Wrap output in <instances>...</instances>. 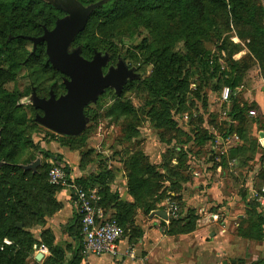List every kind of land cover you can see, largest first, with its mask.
Returning a JSON list of instances; mask_svg holds the SVG:
<instances>
[{
    "label": "rangeland",
    "instance_id": "1",
    "mask_svg": "<svg viewBox=\"0 0 264 264\" xmlns=\"http://www.w3.org/2000/svg\"><path fill=\"white\" fill-rule=\"evenodd\" d=\"M21 1L0 0V27L4 31L0 35V83L4 91L17 96L15 101L7 99L0 100V103L7 105V113L15 109L13 114L18 118L4 134L7 140L0 147V174L9 175L8 182L17 183L12 192L25 196L27 200V204L17 202L19 212L25 218L21 222L22 230L32 237V251L25 264H39L31 254L41 245H47L51 252L60 249L50 230H41L42 224H47L44 217L53 212L51 205H46L52 193L46 185L44 189L34 190L37 174L47 173L48 176L55 165H63L72 172L96 171L94 175L102 174L100 179L109 187L118 179L119 189L125 187L123 180L128 187L129 175L135 174L137 169L139 176L149 179V184L154 185V192L156 185L161 187L158 197L146 199L157 209L153 212L165 210L171 221L176 220L169 211V203L175 201L168 199L173 192L168 176L172 177L179 167L188 171L183 169L187 165L186 153L196 156L199 147L193 144L184 147V119L188 116V121L194 120V133L200 130L196 126L204 118L208 124L219 126V114L224 119L223 123L229 124L228 120L237 116L235 105L244 102L250 91L259 90L257 85H263L259 77L264 71V0H244L248 4V14L254 17L255 23L251 25L236 22L233 12L236 9L232 5L236 0H225V3L223 0H202V5L197 0H190V5L198 9L196 16H182L177 5L173 10L176 16L164 25L162 21L144 20L134 24L128 20L118 24L114 31L109 29L106 32L114 33L111 38L97 34V29L92 31L94 13L105 3L111 6L110 0H59L72 8L60 9L62 14L58 16L50 12L49 0H34L26 20L22 4L15 10L7 8ZM173 13L170 12V16L173 17ZM238 14L245 16L244 12ZM181 18L183 22L179 21ZM258 28L262 30L258 31ZM88 33L96 35L87 37ZM54 60L70 64L95 63L102 80H111L82 107V129L78 134H59L42 123L45 112L38 106V101L58 104L69 95L70 79L54 68ZM225 88L232 91L230 103H222L220 99ZM185 91L188 94L184 96ZM121 104L128 105L130 113L121 111ZM250 107L259 112L254 104L247 105V109ZM158 112L161 113L159 121L152 117ZM223 112L226 116L222 115ZM169 121L175 123V127H171ZM3 123V119L0 120V128ZM157 123L162 127L159 128ZM174 132L176 149H182L175 151V161L167 157L168 140ZM197 133L196 136L207 137L202 132ZM127 136L132 140L126 141ZM137 154L143 157L138 158V166L135 165ZM197 155L208 161L210 153L206 150V156L202 152ZM145 164L149 167H144ZM114 172L120 173V177L117 178ZM24 174L26 180L22 181ZM218 175L214 173L209 177L205 174L204 179L196 181L192 172H184V175L181 173V181L185 177L195 189L201 184L202 188L209 190L217 184ZM220 176H224L227 189L243 196V188L236 185L243 181L242 175L222 173ZM232 176L239 177L238 181L235 182ZM24 188H31V192L25 194ZM227 189L226 193L231 195ZM199 190H191L193 196H198ZM120 193L116 195L120 196ZM205 197L211 200L209 195ZM17 200L18 196L13 194L12 201ZM132 204L137 205L136 202ZM178 207L180 213L181 206ZM142 211L138 207L134 222L126 226L125 239H129L130 246L139 242L142 226L151 223L150 216L143 215ZM9 218V223L17 220L16 216L10 215ZM155 219L159 221L158 217ZM159 223V227L168 233L171 227L165 222ZM155 225L157 223L150 224ZM34 230L38 233L45 231L41 239L39 234H31ZM18 239L26 246L30 242L23 236H18ZM5 240L11 242L8 247L17 248L10 238H4L0 242L1 251L7 246ZM70 241L61 237L58 242L63 247H78L79 241ZM256 252L260 259L264 257L261 250ZM81 253L86 256L83 250ZM14 263L21 264L19 261Z\"/></svg>",
    "mask_w": 264,
    "mask_h": 264
},
{
    "label": "crops",
    "instance_id": "2",
    "mask_svg": "<svg viewBox=\"0 0 264 264\" xmlns=\"http://www.w3.org/2000/svg\"><path fill=\"white\" fill-rule=\"evenodd\" d=\"M259 79L263 85L259 87L257 85L259 90L256 89L246 94L244 101L246 104H254L258 107L259 112L254 108L251 109L246 115V123H241L239 120L231 118L228 120L229 124H224V119H221L223 117L219 114L221 123L215 127L208 124L204 118L196 126V128L200 129L197 132L207 135V137H202L200 135L196 136L198 133L193 132L195 127L193 124L194 120L190 119L191 121H188V116L184 119L186 120L183 125L186 139L184 147L187 144H193L194 147L199 146L196 150L197 154L202 152L205 155L206 150L210 153L207 161L202 155L196 154L195 156L187 152L188 158H185H187L186 169L188 171L185 172H192L196 181L204 179L205 174L209 177L214 173L219 174L216 176L217 184H214L209 190L202 188L203 185L201 184L199 185L200 187L195 189L191 182H183L181 183V189L178 192L173 191L168 198L174 199L175 203L181 206L180 213L174 215L176 220L187 216V212L195 210V216L197 217L196 230L189 234L173 235L169 234V229L168 233H166L164 229L159 227V221L165 222L171 227V216L169 213L165 210H160L167 214V218L164 219L154 215L153 213L155 212H151L149 220L152 224L157 223V225L150 226L151 223H147L142 226V235L137 245L130 246L129 239L124 237L120 244L118 257L97 258L87 257L82 254L83 258L80 264H264V257L260 259L259 254L256 255V250H261V253L264 254V225L261 223L257 224V218L249 213L253 204H256L255 194L260 189L263 177L262 171H264L263 73ZM252 111L255 112L253 116L250 114ZM257 113L259 114L257 115ZM222 115L226 116V113L223 112ZM224 128H227V130L223 131ZM125 140L129 141L132 138H125ZM176 143V134L174 132L172 137L169 138L167 145V157H171L173 161L177 160L175 151H182L180 147L176 149ZM59 147L62 149L61 146ZM241 160H243V163ZM232 163L236 164V168L230 167ZM253 166L256 167L253 168ZM243 168L245 169L242 170ZM213 169L216 172L212 171ZM122 173H125V171L123 172L122 170ZM222 173H232L234 176L242 175L244 177L241 183L236 184L244 190L242 197L239 194H234L231 189H227L224 176H220ZM70 174L75 180L88 179L96 174V171L89 173L88 170L82 173L81 170H75L74 172L70 171ZM114 174L118 176L117 178L121 175L118 172H114ZM200 176L202 178H199ZM238 178L232 176L235 182L238 181ZM117 182L111 184V193L121 192L119 195L123 201L130 204L135 202L129 194V189L124 180L122 184L125 187L121 189L118 188L120 183ZM226 189L231 195L226 193ZM126 190L128 194H126ZM191 190H199L200 193H198V196H193V191ZM205 195H209L211 200H209V197L206 198ZM46 205H51L53 212L51 215L44 217V221L47 224H42L41 230H50L56 245L62 251L63 258L62 260L57 259V264H70L73 257L78 254V247L69 245L68 247H63L58 241L61 237L71 239L70 242L73 243L77 241L71 236L70 232L71 224L77 215L73 206L71 192L66 189H58L53 195V201ZM111 212L113 213V211ZM155 217H158L159 221ZM45 231L38 233V230H34L31 231V234H39L41 239ZM40 254L42 257L37 259ZM31 255L39 264H47L48 258L51 257V252L46 255L36 251Z\"/></svg>",
    "mask_w": 264,
    "mask_h": 264
},
{
    "label": "trees",
    "instance_id": "3",
    "mask_svg": "<svg viewBox=\"0 0 264 264\" xmlns=\"http://www.w3.org/2000/svg\"><path fill=\"white\" fill-rule=\"evenodd\" d=\"M110 1L112 3L111 6H107L105 3V5L101 7L99 11H96L94 13L95 25L94 27H92L93 28L92 31L97 29V34L101 35L104 38H111V36H113L114 33H106V32L109 29H112L114 31L117 28L118 24H122V23L124 24L128 20L133 21L134 24H138L142 21L144 22V20L146 22L162 21L164 25V23H166L167 20H170L171 18H174L176 16V14L173 13V10L177 7V5L180 6V10L178 12H180L182 16L184 14H188L189 17H193L199 13L197 8L192 7V5H190V0H110ZM197 1L198 4L202 5V0H197ZM222 2L225 3V0H223ZM33 3L34 0H22L19 4L14 2L8 5L7 8L15 10L17 7H20V5L22 4L23 7L22 14L26 20L28 12H30L29 7H31ZM232 5L236 9L233 12L236 16L235 18L237 23L243 22V23H248L249 25L255 23L254 17L248 14V10H246V7L248 5L246 1L236 0V2H232ZM1 6L2 4L0 2V8H2ZM49 7H50V12L57 16L62 14L60 9L67 10L72 8L71 5L65 6L59 0H49ZM75 12H78V10H75ZM170 12L174 14L173 17L170 16ZM239 12L242 13L244 12L245 16L239 15L238 14ZM179 21L183 22L184 20H182L181 18L179 19ZM257 30L261 31L262 28H258ZM3 33L4 31L0 27V35H3ZM94 35L96 34L88 33L87 37H94ZM13 37L14 36H12V38ZM232 88L234 89L235 86ZM186 92L188 91L184 92V96L188 94ZM16 97L17 96L15 94H10L4 91L3 85L2 83H0V100L4 101L7 99H11L15 101ZM247 105L248 104L241 101L239 105H235L234 107L237 111L236 119L239 120L241 123H246L247 121L246 115L250 111L249 109L253 108L250 107L249 109H247ZM6 107L7 105H3L0 103V120L3 119L4 121L3 125L1 124V128H0L1 148L3 147V144L7 140V138L4 136L6 130L9 129L12 123L18 119L13 114L15 109L7 113ZM120 110L121 111L125 110L124 111L125 113L128 112L130 113L131 111L130 107L126 104L124 105L121 104ZM153 115L154 116L157 115V117H154ZM153 115L152 117L159 121L158 117H160L159 115H161V113L159 112L157 114L153 113ZM169 123H171V127H175V123L173 124L171 121H169ZM157 126L161 128L162 124L157 123ZM129 137L127 138L129 139ZM181 156H184V153H182ZM139 157L143 159V157H141L140 154L135 155L136 166H138ZM171 159L172 158H169V160ZM144 167L148 168L149 166L145 164ZM14 169L17 170L16 167H14ZM183 169H186V166L183 167ZM185 171H182V167H179L177 171L175 169V171L171 175L172 177H170V175L168 176V183H171L170 185L173 186L172 187L173 189L171 188L172 191L178 192L179 189H181V183L188 181V179H186L185 177L182 180L183 182L181 181V173L184 175ZM134 172L135 174L131 173V175H129L128 189H129V194L135 200L137 205H133L128 202H125L120 198V196H117L116 194H112L111 188L108 186L109 184L106 185V183L102 182V180L100 179L103 177L102 174H100L99 176H95V175L91 176L88 179L75 180L77 185L81 186L85 190L98 189V194L101 197L98 206L106 210L108 213H111L110 215L112 216V218H114L125 229V232L127 231L126 226L134 222L138 207H141L143 209L142 212L145 215H149L154 210H157L153 208L151 204L146 201V199L149 200L153 199L154 197H158V195H160L161 193L160 186L156 185L154 192L152 188L154 185L149 184V179H145L143 176H139L137 169ZM151 172L152 170L150 171V173ZM262 174L263 177H262V183L260 184V188L264 185V171H262ZM9 178H10L9 175L0 174V242L2 243L4 238H10L14 242L17 248L4 246L2 251L0 250V264H15L14 261L15 262L19 261L21 264H25L26 259L29 257L30 252L32 251L31 249L32 237L31 235H28L22 229H19L17 227V225L25 219L24 215L19 212V207L17 206L18 205L17 202L27 204V200L25 196L22 197L19 193L12 192V189L17 187V183L15 182L9 183L8 182ZM176 178H178L179 182L175 181ZM21 179L22 181L23 179L26 180V175L25 174L22 175ZM44 181L47 183H44ZM36 182H37V186L34 187V190H37L38 188L44 189L45 185L50 189L49 191H51L52 193L51 194L52 197H50V200L48 201L50 204L53 201V195L55 194V192L61 188H57L49 184L47 173L37 174ZM24 189H25L24 190L25 194L31 192V188L29 189L24 188ZM13 194H16L18 196V200L16 202L12 201ZM157 201H159V199ZM111 211L114 212L112 213ZM249 213L251 214V216L257 218L258 221L257 224L261 223L262 225H264V216L258 212L257 203L253 204V207L250 208ZM10 215L17 217L16 218L17 220H15L14 223L13 222L9 223V221H11V219L9 218ZM196 220L197 217L195 216V211L192 210L189 211L187 216L179 218L178 220L171 221V225H170L171 229L169 231V234L174 235V234L192 233L193 231L196 230ZM80 228H81V217L79 215H76L73 223L71 224L70 232H71V236L74 237L77 241H79L78 251H77L78 254H76V257L75 256L73 257L70 264H80L83 258V255L81 253V251L83 250V243L80 235ZM18 236H23L25 240H28L29 238L30 242L28 243V246H26V243L20 241V239H18ZM14 250H16V252ZM6 256L8 257L6 259V262H4ZM62 258H63L62 251L61 249H58V251L51 252V257L48 258L47 264H57L58 262L57 259L62 260Z\"/></svg>",
    "mask_w": 264,
    "mask_h": 264
},
{
    "label": "built area",
    "instance_id": "4",
    "mask_svg": "<svg viewBox=\"0 0 264 264\" xmlns=\"http://www.w3.org/2000/svg\"><path fill=\"white\" fill-rule=\"evenodd\" d=\"M232 91L225 88L221 93L223 103L231 101ZM252 116L255 112L250 113ZM231 168H236V164H230ZM264 168V162H263ZM50 185L66 189L71 192L72 202L77 215L81 217L80 235L83 243V251L87 257H112L116 258L120 254V244L126 236L125 229L107 213L99 207L101 197L97 189L85 190L77 185L75 179L63 165H55L48 174ZM256 203L258 212L264 216V185L256 192ZM170 210L174 215L179 213V207L175 203H169ZM9 246L11 242L4 241ZM3 249V247L1 248ZM38 252L49 254L45 245L38 247Z\"/></svg>",
    "mask_w": 264,
    "mask_h": 264
},
{
    "label": "water",
    "instance_id": "5",
    "mask_svg": "<svg viewBox=\"0 0 264 264\" xmlns=\"http://www.w3.org/2000/svg\"><path fill=\"white\" fill-rule=\"evenodd\" d=\"M54 68L70 79L69 95L58 104L54 102L38 101V106L45 112L42 123L59 134H78L82 129L81 109L86 102L99 90L107 87L111 80H102L97 64H70L53 61ZM154 215L167 218L164 211H157ZM22 229L23 225H17ZM40 254L37 259H40Z\"/></svg>",
    "mask_w": 264,
    "mask_h": 264
}]
</instances>
